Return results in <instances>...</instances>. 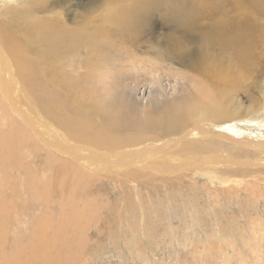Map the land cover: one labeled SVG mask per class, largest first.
Segmentation results:
<instances>
[{"label": "rangeland", "instance_id": "374dc122", "mask_svg": "<svg viewBox=\"0 0 264 264\" xmlns=\"http://www.w3.org/2000/svg\"><path fill=\"white\" fill-rule=\"evenodd\" d=\"M5 1L0 0L1 7L28 0ZM55 3L61 5L55 10H64L70 26L75 27L86 18L98 21L115 13V18H125L122 32L128 31L124 33L128 39L120 41L123 33L119 31L120 19H116V30L113 23L98 22L93 32L83 35L93 39L99 30L104 36L108 34L99 41L104 53L98 61L89 58L83 48L69 62L74 78L88 84L93 95H87L85 105L81 101L71 105L62 95L51 97L55 106L62 105L60 114H66L69 120L77 115L73 120L77 122L78 116L80 122L89 119L88 131L92 134L102 130V136L93 140L102 149L99 152L118 142L123 146L115 153L124 155L162 147H166V152L160 153L156 163L149 153L151 161L139 160V166L128 168L109 165L107 158L93 163L90 146L71 142L70 145L77 143L85 148L80 151L84 159L77 161L33 137L34 133L19 124V117L8 110L0 97V139L5 131H21L20 126L32 136L27 143H18L11 160L0 143V264H8L11 259L27 262L35 251L33 240L40 221L44 223L45 237L57 240L53 248H48V259L59 264H264V21L248 15L242 20L229 9L231 14L227 16L234 17L230 19L231 27L227 25L222 30L216 26L208 31L206 26L213 27L216 21L205 18L200 26L194 23L198 28L190 32L189 22L183 23L184 16L190 14V0ZM55 3L52 0L48 6ZM45 15L48 14L40 13ZM107 26L112 28L106 29ZM245 28L258 33L257 45L245 43ZM184 30L189 32L181 34ZM224 30L230 32L222 35ZM132 31L141 32L138 42ZM247 47L249 62L241 53ZM208 58L215 64H224L225 71H237V64L248 66L247 74L228 89L242 109L247 108L240 113L242 116L247 110L252 111L249 117L236 118L231 123H196L192 128H203L193 132L196 136H192V129L190 133L188 130L189 135H181L171 125L167 126L171 133L157 132L154 125L165 124L168 121L164 119L174 117L172 113L178 105L197 95L196 86L202 81L180 60H193L194 65L202 62L205 68ZM83 60L94 63V68L83 64ZM232 74L228 75V83L233 82ZM32 96V107L42 110L52 123V116L44 109L50 98L34 93ZM179 139L182 141L176 145ZM89 162L91 165L86 167ZM157 164L167 169H151ZM227 178L229 181L223 183ZM34 264L47 262L39 258Z\"/></svg>", "mask_w": 264, "mask_h": 264}, {"label": "bare ground", "instance_id": "6f19581e", "mask_svg": "<svg viewBox=\"0 0 264 264\" xmlns=\"http://www.w3.org/2000/svg\"><path fill=\"white\" fill-rule=\"evenodd\" d=\"M8 1L11 2L13 0H8ZM14 1H17V0H14ZM20 1L23 2L26 0H20ZM50 1L52 2V0H30V1L28 0L27 2L21 5H17V6L12 5V4H7V5L5 4V6L2 5V7L0 6L1 7L0 9V97L2 98L3 102H5L6 106L9 108L8 110H10L12 114L14 113L17 116V118L19 117V120H21L19 124L22 123L23 127L25 126L29 130H31V132L34 133L33 137L35 136L36 139H39V140L41 139L44 142V144L46 143L45 145L47 146L48 145L52 147L55 146L56 150L61 152V154L69 155L74 160L82 161L84 158H82L80 151L85 150L84 147L90 146L89 148H91L92 150L90 151L89 158L91 159L90 161H94L93 163H97V161H107L105 160L107 158L108 159L107 162L109 165L113 163L116 165H124V166H127L128 168H136L135 166H139V162H138L139 160H149L150 159L148 156L149 153H151L150 157L151 156L155 157L156 160L154 162L156 163L157 159L160 157L159 156L160 153L163 154L166 152V149H165L166 147L153 149V150L149 149L148 151H143V150L133 151V154L124 155L123 153H115V151L119 150L123 146L121 143L118 142L116 144L113 143L109 148L106 147L107 149H104L103 151L104 153L99 152V150H102V149L99 147L97 143L94 144L93 140H95V138H98L97 136L101 135L100 132L102 130L100 131L95 130L97 132L99 131L98 133H96L95 131H94L95 132L94 134H92L93 132L90 133L88 131L90 130V123H91L89 119H86L85 121L82 120L83 122H80L81 117L78 116L79 122H77L76 120L73 121L77 115L76 116L73 115L75 116L74 119L69 120L66 114H62V115L60 114V111H61L60 108L62 105L59 104L58 105L59 107H58V106H55L54 102H52L51 97H54V96L59 97L60 95H62L64 96L65 99L71 102V105L77 103L78 101H81L85 105V100L86 98H88L87 95L91 94L89 91V86L88 84L79 83L74 78L72 71L69 69V66H70L69 62L73 59V57L74 58L76 57L77 51L83 48H86L87 56L91 58L92 60H94V62L98 58H101V55L103 56L104 52H103V49L101 48L102 46L99 47L98 44H99V41L103 40L108 34L104 36L103 31L99 30L98 32H96L93 39L84 38L83 35L93 32L95 28L97 27V25H99L98 22H100L101 24H106V25L108 24L112 25L113 23V27L116 30V27H115L116 23L114 22L116 21V19H120L118 22L119 31L123 33L121 30V28H123V24H121V22L125 18H121L119 16L118 18H115L117 16V15L115 16V13L114 15H112V13H109L108 18H106L107 16H103L98 21H94L90 18H86L78 22L77 26L74 27L68 24V21L66 20V14L63 9H62L63 12H58V13L55 10L56 7L58 8L61 5L59 6L58 5L59 3H55V0H53L56 5L53 4V6L50 7L48 6V3H50ZM62 1H65V0H62ZM38 3H43V4L47 3V4L44 6H38L39 5ZM228 3L229 5L227 4L226 0H223V2L222 0H190V14L184 16L183 23H185L186 21L189 22L188 24L189 30L190 32H193L198 28V25L197 24L194 25V23L198 22L200 26V22L205 18L210 19V21L212 20L216 21L213 27L211 24H209L208 27L206 26L205 29L208 31L212 30L216 26L222 27V30L225 29L227 25H230L231 27L230 19L234 17L242 18V20H245V18L243 19V17H247L248 15V17L252 16L253 18L258 19L259 21H264V0H228ZM224 5H226V7L230 6L227 8L228 10L225 8ZM149 9L150 8H148V10ZM229 9H232L233 11L232 13L234 17L227 16V14H231ZM40 13H45L48 15L40 16ZM118 13H120V11ZM131 16H134V14H132ZM129 18L130 17H128V19ZM242 20L238 19V21H242ZM133 22L135 23V20ZM242 23L240 24L242 25ZM132 24L130 23V25ZM121 25L122 27H120ZM107 28H112V26H107L106 29ZM135 28L134 30H137ZM140 28H141L140 31L144 30L142 29L143 26ZM249 29L250 28L244 29L245 30L244 38L246 40L245 43H247L248 45L249 44L257 45L258 33L255 34L254 32L255 30L251 31ZM129 31L131 30L129 29ZM140 31H137V32L135 31V33L134 31H132V33L137 34L136 42H138L137 40H139L141 37L140 35H142L140 34L142 31L141 32ZM127 32H124V33L126 34ZM180 32H183V31H180ZM188 32L189 31H186L185 33H181V34L185 35ZM227 32L229 33L230 31L224 30L222 35H225V33ZM124 33H123V37L119 38L120 41H126V39H128L127 35H126V38H124ZM206 35L207 34L205 33L204 36ZM132 36H135V35H132ZM130 39H131V36H130ZM244 49L245 50L241 53L245 54L243 58L245 59L246 62L247 61L249 62L250 58L248 57V47ZM205 57H207V55H205ZM210 58H208L205 68L204 66L203 67L201 66L203 64L202 62L200 63L198 62L197 65H194L193 60L192 61L191 60L190 61L180 60V62L182 61L183 63H186L187 67H191V69L194 71V73H196V75L201 76L202 81H200V83L197 84L196 86L195 90L197 92V95L192 100H186L185 102L183 101L182 104L178 105V107L172 113L174 117H167L166 119H164L168 121L167 123L158 124L157 126L154 124H151V125H154V127H156L157 132H160L163 135L164 133L169 132L167 130V128L169 127L167 126L171 125L172 127L177 128V131H176L177 133L181 132L180 133L181 135L184 134L187 136L189 129L193 130V131L189 130V133L190 131L191 133H193L198 130L200 132L203 130L201 125L196 126L195 128H192L196 123L198 124L204 121L210 122L212 124H215L218 122H225V123L230 122L231 123V120H234L236 118H246V117L248 118L249 117L252 111L247 110V113L245 112L246 115L242 116L243 114H240V113L242 111H245V109L247 108L244 109L243 107L242 109L241 105H239L240 103L239 104L237 103L238 100L234 98V94L231 95L232 90L228 89V88H234L233 86H235V82L241 79V77H244L245 74H247L248 66H243V65L239 66V64H237L234 69H238L239 72H237L238 70L236 71V70H229V69L225 71L227 68L225 69L224 64H221V63L215 64V62L211 61ZM81 62L83 64L91 65L94 68L95 64L92 62H88L86 60H83ZM230 73H233L231 75L233 82L228 83L227 79ZM222 75H223V78H222ZM220 79L223 81H221ZM217 85H220L222 88L217 87ZM101 87L104 89L103 85H101ZM32 93L47 95V99L48 97L50 98L49 102L45 105L44 109L47 113H49V115L52 116V119H51V121H53L52 123L56 124L55 126L59 128L61 132L58 130H55L54 128L55 126H53L52 123L44 116L43 114L44 112L42 110L37 109L38 107L37 108L32 107L31 105L32 104L31 99L33 97ZM45 103H43V106ZM87 110H89V108ZM43 119L48 120L50 123H46ZM96 123L98 122L96 121ZM106 123H107L106 125H108L109 122L106 121ZM113 124L115 126V123ZM14 126L15 128L16 126L18 127V123L17 125H14ZM6 127L8 128V126ZM23 127L20 126L21 131L19 130V132H18V129L17 131L15 130L17 133H12L10 130V133H7L5 131V134H2L1 136L0 143L4 144V147H5L4 151L5 149L7 150L8 158L10 160L13 158L15 154L16 147H18L19 145L23 143H27L29 140H31V137H32L31 134H29L26 129L25 131L24 130L25 127L24 128ZM203 127L205 126L203 125ZM193 135L194 133L192 134V136ZM111 137L113 138V136ZM96 141H98V139H96ZM180 141H182V139L175 141V144L177 145L178 144L177 142H180ZM71 142H79L78 144L84 147L76 145L77 143L75 145L74 144L70 145ZM181 146L182 144L179 145V147ZM113 151H114V154L111 153ZM171 153L169 152V154ZM171 155L170 157H174V155L173 156ZM112 157H114V160L116 159L117 161L110 160V158ZM84 164L86 165V163ZM88 164L89 165H87L86 167L90 166L91 162H89ZM153 168L161 172L167 169L164 165H160V164L151 166V169ZM228 181H229L228 178L224 179L223 183H227ZM35 193L38 194V192L36 191ZM5 211H6V208H5ZM71 216L73 215L70 214V217ZM77 221H78V218H77ZM64 223H62L63 226H64ZM43 224L44 223L40 221L39 225L37 226L38 231L36 232L35 240H33L35 251L27 259V262L22 263L16 259H11L8 262V264H34L35 261L39 258H43L45 262H47V264H59L58 262H54L48 259V255L50 251V250L48 251V248L49 247L53 248L56 245L57 240L52 241V240H48L45 237V230H44Z\"/></svg>", "mask_w": 264, "mask_h": 264}]
</instances>
